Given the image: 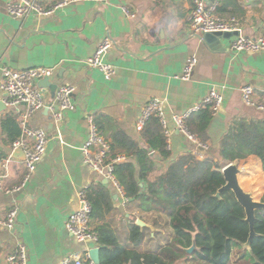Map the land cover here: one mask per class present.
<instances>
[{
    "label": "crops",
    "instance_id": "obj_1",
    "mask_svg": "<svg viewBox=\"0 0 264 264\" xmlns=\"http://www.w3.org/2000/svg\"><path fill=\"white\" fill-rule=\"evenodd\" d=\"M7 1L0 0V69L46 66L56 67V73L62 69V76L56 78L55 73L52 80L75 87L72 94L75 107L63 112L60 137L48 107L34 112L28 121V125L46 130V149L22 190L13 195L0 192V218L13 201L18 206L13 232H0V264H9L7 257L15 252L18 242L26 246L28 264H62L74 252L98 247L92 241H77L64 222L77 208L78 192L88 184L96 186L100 182L111 195L112 209L100 221L90 219L91 227L106 222L117 240L130 246L129 225L137 217L142 218L151 227L141 228L145 237L138 249L154 250L161 246H153L154 232L166 217L141 211L135 202L124 201L111 182H104L103 176L82 163L81 153L87 138V114L93 115L109 141L118 129L132 138L139 149L147 148L136 122L143 105L152 97L163 100L167 147L170 159H175L189 154L194 144L177 128L173 115L182 114L206 97L210 88L220 92L221 106L211 114L204 130L208 149L202 152L203 157L221 165L237 162L239 184L260 200L264 193L261 160L248 154L229 161L219 155V147L225 135L242 130L251 132L256 125L264 127V112L245 105L239 90L249 84L254 98L264 100V50L235 53L230 48L232 37H220L213 43L215 47L205 44L198 36L201 34L187 26L193 0H82L48 16L31 13L24 18L8 15ZM54 1L39 0L44 6ZM205 4L213 6L218 17H236L242 35L257 37L264 33V0H205ZM123 8L134 16L127 15ZM106 35L113 45L104 59L115 68L109 80L99 69L83 61ZM192 55L197 61L184 80L181 78L184 64ZM0 101V175L4 185L10 187L21 180L24 159L11 155L10 134L2 122L7 115L17 121L16 109L4 105L1 89ZM53 101L49 92L46 103ZM237 140L249 148L246 135H239ZM170 159L155 154L156 170L166 168ZM253 164L258 169L252 172ZM149 216L157 218V222L146 219Z\"/></svg>",
    "mask_w": 264,
    "mask_h": 264
},
{
    "label": "trees",
    "instance_id": "obj_2",
    "mask_svg": "<svg viewBox=\"0 0 264 264\" xmlns=\"http://www.w3.org/2000/svg\"><path fill=\"white\" fill-rule=\"evenodd\" d=\"M210 117L206 107L185 120L187 130L203 143H206L204 130ZM2 126L10 134L11 143L20 135V126L14 116L7 115ZM141 134L147 142L145 149H139L132 138L118 129L112 133L110 141L103 135L112 153L125 156L124 160L114 164L113 174L127 202H135L141 211L163 214L168 219L172 236L166 244L154 250L140 251L138 247L145 236L139 226L129 225L127 240L130 246H126L117 240L108 223L101 222L94 228L100 264H185L189 257L182 248L191 244V234L195 231L196 249L190 255V264H218L211 261L212 238L205 220L216 214L211 204L219 202L223 196L227 207L233 209L235 198L231 191L221 192L220 199L214 196L223 183L222 174L220 177L217 171L223 165L206 157L197 158L191 151L170 159L164 129L155 116L145 122ZM239 135H246L249 148L237 140ZM155 154L162 159H170L162 171L156 170ZM248 154H254L261 160L264 173V127L256 125L251 132L242 130L222 137L219 155L223 159L233 161L235 157ZM257 169V165L251 166L252 172ZM86 194L91 205L90 219L102 220L112 209L108 189L101 182L96 186L91 184L86 188ZM261 201H264V193ZM254 229L257 234L251 238L249 249H239L242 257L233 264H264V208L255 211Z\"/></svg>",
    "mask_w": 264,
    "mask_h": 264
},
{
    "label": "built area",
    "instance_id": "obj_3",
    "mask_svg": "<svg viewBox=\"0 0 264 264\" xmlns=\"http://www.w3.org/2000/svg\"><path fill=\"white\" fill-rule=\"evenodd\" d=\"M82 0H55L48 6L42 5L39 0H8L5 11L8 15L17 18H24L28 14L35 13L39 16H48L57 9L69 5L71 3ZM108 1V0H95ZM124 12L129 16L133 13L123 8ZM214 7H207L205 0H193V6L187 17L188 28L198 34L204 32H232L236 33L232 36L230 48L235 53L240 52H256L264 50V33L257 37H249L241 34L240 21L234 16L218 17L213 13ZM113 45V40L106 35L101 39L95 51L84 58V63L92 68L99 69L104 78L109 80L115 73L112 64L105 61V54ZM196 57L189 56L184 64L181 78L188 79L192 68L196 64ZM0 89L3 92L4 105L16 109L15 114L20 126V135L11 143V147L21 148L24 151V171L21 180L10 187L4 185L2 176L0 175V192L13 195L19 192L28 182L31 173L36 168L37 163L43 156L46 149V130L42 127H32L28 125V121L34 112L43 107H48L51 111V119L56 127L58 136L60 137V123L63 118V112L73 110L75 104L72 100V94L75 87L68 83L57 84L54 91V101L46 103L49 94L48 88H42L38 85V81L43 78L52 80L55 77L56 67L33 66L23 69H14L8 66H2L0 69ZM240 96L242 102L254 108L257 111L264 112V100L257 101L254 98L253 87L249 84L240 87ZM222 103V95L215 88H210L208 95L201 100L193 103L182 114L173 115V119L177 128L185 134V136L194 144L191 151L197 158H203V151L208 149V144L197 139L195 135L190 133L186 126L185 120L194 112L203 108H208L211 114H215ZM23 106V109H19ZM158 118L164 134L166 136V144L168 146V131L166 129V121L164 116V103L158 97L148 99L142 107L141 114L136 122V128L141 130L145 122L151 117ZM87 138L81 146L82 163L88 168L96 171L107 181L111 182L117 188L118 193L123 195V191L119 186L114 174V164L125 159L123 154H114L110 151L109 142L100 134L97 125L94 122L93 115H86ZM8 159L5 160V165ZM86 185L78 192L77 208L71 212L64 222L67 231L74 236L79 242L92 241L97 243V234L90 225L91 205L87 198ZM18 206L16 202H12L5 215L0 218V232L8 230L13 232ZM9 264H28L26 246L18 242L15 252L7 257ZM96 264L89 254V250L83 252H74L69 255L62 264Z\"/></svg>",
    "mask_w": 264,
    "mask_h": 264
},
{
    "label": "rangeland",
    "instance_id": "obj_4",
    "mask_svg": "<svg viewBox=\"0 0 264 264\" xmlns=\"http://www.w3.org/2000/svg\"><path fill=\"white\" fill-rule=\"evenodd\" d=\"M220 169L221 168H218L219 172ZM218 174H220L221 177V172ZM211 208L216 214L205 220V224L212 238L211 261L218 264H224L226 262L233 264L237 259L242 257V253H240L239 249L243 250L246 248L244 243L247 238V224L244 219L245 215L243 208L235 200L233 202V209L230 210L227 207L224 196L219 202H213ZM146 219L154 224L155 220L157 222V218L152 216ZM163 219L164 220H161L156 226L158 230L154 232V238H156L157 244L153 243V246L166 244L172 236V232L167 224V219ZM146 236L148 238L149 234L147 233ZM233 240H236L237 243ZM188 257L190 258V255H188ZM189 258L185 264L191 263V259Z\"/></svg>",
    "mask_w": 264,
    "mask_h": 264
},
{
    "label": "water",
    "instance_id": "obj_5",
    "mask_svg": "<svg viewBox=\"0 0 264 264\" xmlns=\"http://www.w3.org/2000/svg\"><path fill=\"white\" fill-rule=\"evenodd\" d=\"M236 33L232 32H204L201 35L202 41L209 45L210 47H215L213 44L215 41L219 40L220 37L230 38ZM62 69H59L56 73V78H60ZM38 85L41 86L43 89L48 88V91L53 96L54 91L57 87V83L53 80H49L48 78H43L38 81ZM0 101V106H1ZM4 107V106H3ZM12 157L24 159V151L21 148H15L12 151ZM151 156L154 155L153 152L150 153ZM220 172L223 177V183L218 187L216 193L214 194L215 197L220 198L221 192L223 191H231L237 203L243 208L245 214V221L248 224V236L244 243V246L249 249L251 238L256 235V231L254 229V219H255V211L258 209L264 208V201L256 200L252 197L250 192L245 191L238 182V173L240 172V168L237 166V162H229L225 164L221 169ZM104 182H107L105 179ZM134 224L139 226L140 228L143 227H151L150 224L142 220L141 218H136ZM197 231L192 232V239L191 244L188 247H183V251L191 255V253L196 249L195 243V234ZM90 258L96 263L100 264L99 261V248L93 247L89 250Z\"/></svg>",
    "mask_w": 264,
    "mask_h": 264
}]
</instances>
